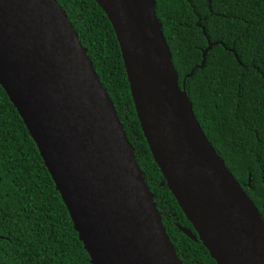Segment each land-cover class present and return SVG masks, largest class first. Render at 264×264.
I'll return each mask as SVG.
<instances>
[{"label":"water","instance_id":"water-1","mask_svg":"<svg viewBox=\"0 0 264 264\" xmlns=\"http://www.w3.org/2000/svg\"><path fill=\"white\" fill-rule=\"evenodd\" d=\"M115 31L138 120L167 187L217 264H264V220L179 87L156 0H95ZM0 85L91 264H183L87 49L57 0H0ZM181 230L194 241L189 229Z\"/></svg>","mask_w":264,"mask_h":264},{"label":"trees","instance_id":"trees-1","mask_svg":"<svg viewBox=\"0 0 264 264\" xmlns=\"http://www.w3.org/2000/svg\"><path fill=\"white\" fill-rule=\"evenodd\" d=\"M114 103L183 264H217L167 187L144 137L115 31L95 0H57ZM156 14L206 137L264 220V0H156ZM0 264H91L21 116L0 85Z\"/></svg>","mask_w":264,"mask_h":264},{"label":"flooded vegetation","instance_id":"flooded-vegetation-1","mask_svg":"<svg viewBox=\"0 0 264 264\" xmlns=\"http://www.w3.org/2000/svg\"><path fill=\"white\" fill-rule=\"evenodd\" d=\"M182 231V230H181ZM194 235H196V237L199 239L198 234L196 233L195 229L192 226V230H190ZM183 232V231H182ZM184 233V232H183ZM185 234V233H184ZM186 235V234H185ZM190 238V237H189ZM193 240V239H192ZM186 264H191L192 261L190 259H188L187 257L185 258Z\"/></svg>","mask_w":264,"mask_h":264}]
</instances>
